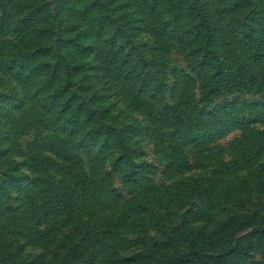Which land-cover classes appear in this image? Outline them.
Returning a JSON list of instances; mask_svg holds the SVG:
<instances>
[{"label": "rangeland", "instance_id": "rangeland-1", "mask_svg": "<svg viewBox=\"0 0 264 264\" xmlns=\"http://www.w3.org/2000/svg\"><path fill=\"white\" fill-rule=\"evenodd\" d=\"M0 264H264V0H0Z\"/></svg>", "mask_w": 264, "mask_h": 264}, {"label": "trees", "instance_id": "trees-1", "mask_svg": "<svg viewBox=\"0 0 264 264\" xmlns=\"http://www.w3.org/2000/svg\"><path fill=\"white\" fill-rule=\"evenodd\" d=\"M13 5H18V2H16V4H13V3H12V4L10 5V8H11V9H12ZM24 7H26V6H24ZM33 7H34V6L31 5L30 7H28V9L31 10V9H33ZM36 7H38V5H37ZM39 7H41V6H39ZM98 133H99V132H98ZM106 133H107V134H105V136H106V138H108V136L110 135V133H112V131H111V130H108ZM130 177H131V176L128 175V179H130ZM250 244L252 245L253 243L251 242ZM236 247H237V246L233 247V248L231 249V252H234L235 249H236Z\"/></svg>", "mask_w": 264, "mask_h": 264}]
</instances>
